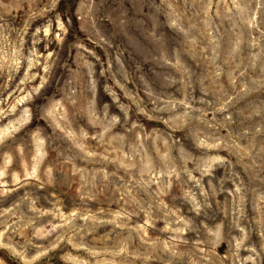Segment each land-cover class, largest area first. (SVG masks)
<instances>
[{"label": "clouds", "instance_id": "clouds-1", "mask_svg": "<svg viewBox=\"0 0 264 264\" xmlns=\"http://www.w3.org/2000/svg\"><path fill=\"white\" fill-rule=\"evenodd\" d=\"M0 0V264H264V0Z\"/></svg>", "mask_w": 264, "mask_h": 264}, {"label": "rangeland", "instance_id": "rangeland-1", "mask_svg": "<svg viewBox=\"0 0 264 264\" xmlns=\"http://www.w3.org/2000/svg\"><path fill=\"white\" fill-rule=\"evenodd\" d=\"M72 7V0H65L64 10L67 11Z\"/></svg>", "mask_w": 264, "mask_h": 264}]
</instances>
